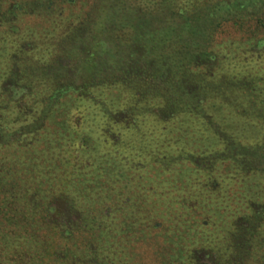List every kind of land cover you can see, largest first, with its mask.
I'll return each instance as SVG.
<instances>
[{"label": "trees", "instance_id": "obj_1", "mask_svg": "<svg viewBox=\"0 0 264 264\" xmlns=\"http://www.w3.org/2000/svg\"><path fill=\"white\" fill-rule=\"evenodd\" d=\"M59 1L18 11L0 0V264L135 263L110 249L103 218L114 197H100L101 177L125 175L126 160L90 147L89 135L78 142L80 105L98 111L93 131L106 146L159 157L135 187L175 171L165 183L175 198L160 203L165 220L201 215L182 205L184 192L210 199L200 211L211 230L176 217L185 245L160 250L163 264H264V0ZM20 13L36 24L18 32ZM63 141L68 157L54 151ZM39 152L62 167L34 168ZM73 154L92 164L89 177L78 174L84 188ZM186 172L198 176L197 193L180 185ZM226 180L244 213L217 230L232 211L210 214L220 207L204 188L226 190ZM74 211L83 216L67 218Z\"/></svg>", "mask_w": 264, "mask_h": 264}, {"label": "rangeland", "instance_id": "obj_2", "mask_svg": "<svg viewBox=\"0 0 264 264\" xmlns=\"http://www.w3.org/2000/svg\"><path fill=\"white\" fill-rule=\"evenodd\" d=\"M49 1V0H48ZM56 6V9H60L62 7V4L59 0H52ZM83 0H76L77 6L80 7L81 5H85L82 2ZM46 0H2V4L5 7L14 8L15 10H22L19 9L21 6L25 8H29L31 4H43ZM86 4H92L91 0H85ZM87 5H85L86 7ZM24 14V13H20ZM15 24L17 25V31L22 32L27 27H33L37 19L34 16H30V14H24L22 17H14ZM44 25L46 24L48 26L47 22H43ZM10 24V22H8ZM52 34V33H51ZM27 41L29 42V39H33V36L31 37L28 35ZM91 109H87V105H80L79 111L77 115L75 116V123H77L81 127V138L78 139V142H82L83 135H89L90 137V147L96 146V148H99V153L102 152L103 154H106L108 156H118V158H121V160H126V163L122 165V167L125 170V175L122 176L121 172L122 170H117L116 174L118 175V178L111 179L108 178V175L106 176H99L101 177V181H104V184L100 186V188H103L102 193H100V197L104 198L108 196H112L114 198L111 199V202L108 204L105 200V209L109 210L111 213L110 216H106L103 218V221L106 219V222L110 228V237L109 234L107 235V241L108 239H111V250H115L117 248V252L121 251L122 255L129 254L132 255L133 259L135 260L134 264H163L158 258V253L160 250H162L165 246V251H170L171 249H176L178 247H182L185 245V241H183L180 238V226L178 225V222L176 220V217H179L180 219H183L187 222V226L192 225L194 227V230L196 231L197 225L200 226V232H202V229H209L211 230V225L206 227L208 225V214L206 212L200 211L204 208L203 206H206L207 202L210 201V199H207L205 202L204 196H201L199 199L198 197L190 198V194L185 192L183 194V203L187 204L191 207V204L194 206L195 210L199 209V212L201 215L199 216L198 213H178L177 211H172L170 213V217L172 219L165 220L163 217H161V213L169 206H160V203H169L173 200L171 189L165 190L166 187V181L171 176V174L175 171H171V173L168 175V178L160 184V178L159 181L154 180V183L149 184L148 180L144 181L143 184H138L140 188L135 187L137 184L136 182H139L143 179L144 175L147 173L145 172L148 166H152V162L155 160L159 161V157L154 155L153 152L149 155L148 152L146 154L137 152L135 149H133L130 146H122L120 149H115L112 146H106V143L102 142L100 139V136H98L95 131H93L95 125L97 128V122L96 117L98 111L94 108H92V113L90 114ZM139 137V136H138ZM136 138V137H135ZM67 147H64L63 149H58L57 147L54 151L56 153H63L66 157L71 155L68 154L69 151H71L70 146L67 145L66 141H63ZM44 147V146H43ZM101 149V150H100ZM68 151V152H67ZM37 160H32V163L30 162L31 166L37 167V163H40L42 167L51 166L52 169L55 167L59 168L62 167L63 164L57 163V161L52 158V154L50 157V152L45 153L44 155L39 152L37 154ZM73 160L77 163L76 166L70 164V169L75 167L76 170V177L75 180L79 183V187L82 186L85 187V184H80V176L81 179H85L89 177L91 169H88L90 166L81 165L82 162H79L78 159L75 158L76 155H74ZM81 157V155H80ZM50 158V159H49ZM49 161V162H48ZM156 161V162H157ZM151 162V163H150ZM110 162H106V164H109ZM28 164V161L25 162V165ZM59 166H58V165ZM83 164V163H82ZM149 164V165H148ZM170 166V165H169ZM181 167H185L184 165H180ZM78 167V168H77ZM110 164H109V166ZM177 167V166H176ZM174 166V168L176 169ZM69 168V167H68ZM149 168V167H148ZM182 169V171L186 169ZM88 169V170H87ZM78 170V171H77ZM178 170V169H177ZM155 171V169L153 170ZM106 172V171H105ZM180 172V171H179ZM159 177L161 175V171L158 170ZM192 172H186L184 175L180 173V185L182 184L183 187H185L186 184L191 183V191L195 192L196 188L199 186L198 184L199 179L198 176L193 173L191 177H188L187 175H191ZM80 176H79V175ZM103 174V173H102ZM95 173L91 174L90 177L91 180L99 182V178H95ZM143 176L140 178V176ZM60 182V181H59ZM57 182V184H59ZM227 183L226 190L225 186L222 188L221 191H213L211 194L208 190L204 188L205 194L210 195L214 198V201H217L215 206L220 207L218 211L213 210L210 214H217L221 211L224 212L225 209H227L228 213L232 211V213L227 214L229 217L224 221V225H218L217 230H224L229 226H232V223L235 222L240 218V216L244 213V201L234 198V192H233V185L228 184V181L226 180L225 185ZM95 184V183H91ZM136 184V185H135ZM96 187V191H99V187ZM108 188L111 190V192L108 191ZM242 185H241V191H242ZM107 192V193H105ZM197 193V192H195ZM239 195V194H238ZM110 199V198H109ZM169 199L170 201L166 200ZM125 200V201H124ZM131 202H135L136 206L134 208L127 209V206L130 205ZM200 204V205H199ZM108 206H110L108 208ZM62 208V207H61ZM181 211H184V209H181ZM198 211V210H197ZM82 213V212H81ZM134 213V214H133ZM205 214V215H204ZM65 212L64 210H60V214H58V217L60 219L64 218ZM67 218L74 219L77 216H81L78 211H74L72 214L67 213ZM83 216V214H82ZM81 216V217H82ZM105 222V221H104ZM198 222V223H197ZM196 225V226H195ZM215 226V225H214ZM202 227V228H201ZM216 227V226H215ZM184 227L181 226V229ZM217 228V227H216ZM147 233H145V231ZM211 232V231H210ZM214 232V231H213ZM220 232V231H219ZM128 233L130 236L129 238H126ZM126 235V236H125ZM194 235H192L193 237ZM215 236V235H212ZM172 240V241H170ZM167 240V241H166ZM131 244V246H130ZM161 254V251H160ZM166 264V263H165Z\"/></svg>", "mask_w": 264, "mask_h": 264}]
</instances>
